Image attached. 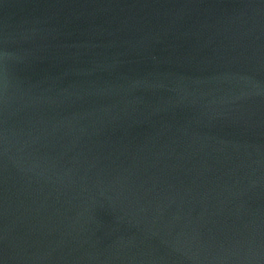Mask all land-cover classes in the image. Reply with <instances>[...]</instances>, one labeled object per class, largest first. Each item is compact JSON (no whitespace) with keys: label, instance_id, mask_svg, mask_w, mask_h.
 <instances>
[{"label":"water","instance_id":"water-1","mask_svg":"<svg viewBox=\"0 0 264 264\" xmlns=\"http://www.w3.org/2000/svg\"><path fill=\"white\" fill-rule=\"evenodd\" d=\"M0 264H264V0H0Z\"/></svg>","mask_w":264,"mask_h":264}]
</instances>
